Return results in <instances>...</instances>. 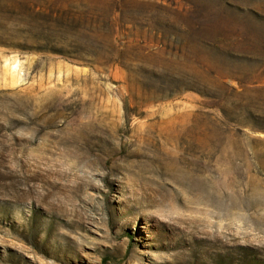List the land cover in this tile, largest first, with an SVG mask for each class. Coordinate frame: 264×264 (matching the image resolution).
<instances>
[{
  "label": "rangeland",
  "instance_id": "rangeland-1",
  "mask_svg": "<svg viewBox=\"0 0 264 264\" xmlns=\"http://www.w3.org/2000/svg\"><path fill=\"white\" fill-rule=\"evenodd\" d=\"M0 264H264V0H0Z\"/></svg>",
  "mask_w": 264,
  "mask_h": 264
}]
</instances>
